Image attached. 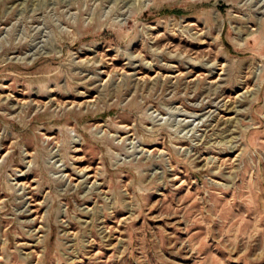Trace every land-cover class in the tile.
I'll return each mask as SVG.
<instances>
[{"label": "rangeland", "instance_id": "obj_1", "mask_svg": "<svg viewBox=\"0 0 264 264\" xmlns=\"http://www.w3.org/2000/svg\"><path fill=\"white\" fill-rule=\"evenodd\" d=\"M0 264H264V0H0Z\"/></svg>", "mask_w": 264, "mask_h": 264}]
</instances>
